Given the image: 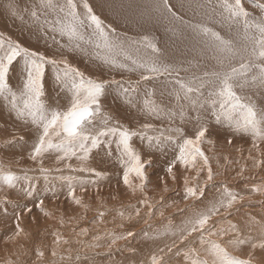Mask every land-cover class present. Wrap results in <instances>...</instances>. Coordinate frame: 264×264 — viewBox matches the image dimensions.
<instances>
[{"label":"snow or ice","instance_id":"snow-or-ice-1","mask_svg":"<svg viewBox=\"0 0 264 264\" xmlns=\"http://www.w3.org/2000/svg\"><path fill=\"white\" fill-rule=\"evenodd\" d=\"M162 4L175 20L181 21L203 39L210 51V65L204 64L202 70L200 65H194L197 71L183 77L180 75L181 71L188 72L189 68L176 67L158 58L137 59L129 55L116 36L115 29H106L103 20L94 13L87 0H82V12L78 11L76 0H32L30 19L37 25L38 30L54 34L52 39L62 50L61 58L31 50L10 38L6 42L0 38V98L5 101L10 114H14L23 128L32 134L27 159L37 165V169H24L22 175L0 167V191L5 188L15 189L24 197L35 199L38 190L33 184V177L28 174L29 171L38 170L45 181L55 172L60 173L55 178L67 182L69 194L80 205L81 201L74 197L77 178L63 175L64 170L101 177L103 174L88 167L87 162L93 150L105 146L108 149L107 154L111 155V146L114 143L117 161L123 169L124 185L133 194L137 191L143 193L148 183L147 169L153 162L151 159L142 158L141 153L133 146V138L139 137L147 141L150 149L155 147L161 150L162 145H175L176 154L165 171L173 182L176 181L173 169L177 164L186 172L195 171L196 176L191 180L188 176L184 177L183 199L199 201V205H192L189 209L192 215L182 221V226L178 229L173 230L169 224L165 235L174 236L176 239L161 247L158 253L150 254L149 264H173L172 261L165 260L168 254L182 255L183 264H252L250 258L234 256L228 248L231 246L238 250L240 245L250 244L253 250L257 247L264 249V216L260 221L246 218L243 227L230 221L218 220L213 223L214 217L230 215L236 205L246 197L225 185L219 195L205 203L206 189L212 184L214 173L201 145L205 142L214 143L208 139L213 124L225 125L234 135L249 136L253 149L260 154V144L264 142V0H260L251 9L245 0H196L194 7L201 10L205 18L204 21L196 23L182 20L170 0H162ZM6 10L13 16L17 15L14 0H9ZM209 23L217 25L226 34L210 27ZM56 35L66 39V43L57 40ZM137 43L139 42L131 41L133 45ZM143 46L151 49L153 53L159 52L147 37H144ZM65 51L82 52L114 69L138 72L139 80L133 84L115 79L106 81L92 78L64 58ZM18 58L22 60V65L17 70L15 62ZM48 65L55 72L59 93H63V97L58 93L54 104L47 103L45 97V74ZM17 71L20 84L14 90L10 86V73ZM161 77L172 85L169 96L157 98L154 91L147 89L142 97L139 95L141 82H150ZM113 85L129 109H135L139 115L145 117L139 128L122 123L106 108L105 99ZM61 99L64 103L60 102ZM153 121L166 123L167 127L157 128ZM19 141L23 142L20 145L22 149L29 145V139L23 135L19 137ZM228 143L231 144L232 140L229 139ZM8 146L14 147L15 143L5 142L4 150ZM48 157L54 158L57 165L55 168L44 166ZM73 159L78 161L76 166L71 163ZM262 163L264 160H257L255 166L260 167ZM203 171H206V176L201 183L200 173ZM86 183L79 181L81 191L85 190ZM167 190L165 184L164 191ZM252 192L264 195V185L253 187ZM43 203L44 200L39 199L35 206L43 211ZM141 203L148 209L154 207L148 203L147 196ZM25 209L32 211L27 205ZM14 214L17 225L12 239L23 231L18 223L19 212ZM44 215L48 216L49 213L45 212ZM99 215L102 218L104 213ZM135 215H140L139 209L135 210ZM146 215L150 219L152 212L148 211ZM160 215H164L162 209ZM144 223L147 224L148 219ZM224 223H227V227L223 226ZM254 224L260 226L259 243L253 242L251 235L241 236L244 229ZM142 235L148 237V231L145 230ZM134 236V232L128 231L113 238L108 247L111 249L118 240H127ZM225 236L234 238L224 241ZM55 243H61L59 234ZM63 243L67 244L68 241L64 240ZM179 245L185 247L181 249ZM36 254L43 257V252L37 251ZM52 255L55 257L57 252L53 250Z\"/></svg>","mask_w":264,"mask_h":264},{"label":"rangeland","instance_id":"rangeland-1","mask_svg":"<svg viewBox=\"0 0 264 264\" xmlns=\"http://www.w3.org/2000/svg\"><path fill=\"white\" fill-rule=\"evenodd\" d=\"M246 1H255V4L259 3L257 0ZM155 2L156 0H151V3ZM77 3L82 5L81 1H77ZM94 5L97 13L100 5L99 3ZM161 10L166 12L163 8V4H161ZM100 13L102 16H105L102 12ZM108 19L109 18L106 19L107 24L111 29H115V34H118L117 37H119L120 40L128 42L136 41L137 37L134 38L130 36V33L118 28H113V25L120 27L125 25V23L115 24ZM204 20L205 18L200 11L195 21L202 22ZM175 26H184V24L176 20ZM2 33L5 32L0 29V34ZM15 35L17 37L19 36L20 39L22 38L19 31H16ZM2 38H4L5 42L9 39V37L4 36V34H2ZM10 39L15 42H20L11 37ZM152 43L155 44L158 49L159 38ZM136 45L144 47L139 43ZM144 48L146 52H152L151 49ZM68 60L75 67L85 72L86 75L108 81L106 78H103L102 71L98 70L97 73H95L93 69L87 66L80 67L78 63L73 60ZM48 66L52 67L51 65ZM104 70L107 73L111 72V69ZM118 81L123 80L118 79ZM136 81L137 80H134L132 83L134 84ZM153 81L141 82L140 90H148L151 86H154L156 89L157 84L167 80L161 77ZM51 95V90L45 87L47 103ZM60 97H63V95H60ZM108 110L116 116L114 109ZM8 118L7 123L8 121L11 122L10 118ZM120 120L122 123L128 125L126 121ZM160 127L167 126H157V128ZM2 128L3 126L0 128V132L1 130H5L6 133V129ZM23 132L25 133L26 130L24 129ZM19 137L20 135H17V137L0 141V149H5V142H14L15 146L18 144L21 145L22 141H19ZM137 139L140 138H133V146L143 156L144 151ZM28 146L30 147V145H27L26 149L25 147L23 149L20 147L18 150H14L28 154L30 150ZM143 146H145V142ZM9 147L10 146H8L7 149ZM262 147L264 148L263 145L261 148ZM14 150L13 152H17ZM111 150V156L117 159L116 145L114 143L111 146ZM260 150L262 151H260V154H258L256 150L254 154L243 156L240 162L238 160L232 161V159H228L227 156H218L222 154H213L212 151H210L209 154H205L208 157L209 165L214 173V180L206 189L205 203L211 200L213 196L219 195V191L222 190L219 186L222 187L225 185L230 186L229 188L233 186L234 188H231V190L236 193L240 190L235 188V186L239 185L242 190L238 194L246 197L243 202L236 205L230 215L226 217H214L213 223L218 220L230 221L233 224H237L238 227H243L246 218L248 220L260 221L261 217L264 216V195L252 192L253 187L264 185V163H262L260 167L255 166V161L264 160V149ZM5 152L0 150V167H3L5 171L10 169L13 173L22 175L24 169H37V165L32 161L15 159L18 158V154L15 155L10 152L5 154ZM25 153H23L24 156H20L25 157ZM107 153L108 149L106 146L102 149L93 150L87 162L88 167L103 174L101 177H97L91 173H72L67 169L64 170L63 175H72L77 178L75 181L76 188L74 197L81 201L80 205L76 204L73 195L69 194L67 182L55 178L60 175V173L55 172H53L52 177H50L48 181H45L43 177L39 175L38 170L29 171L28 174L33 177V184L38 190L35 193V199L24 197L21 192L15 189L5 188L3 191H0V264H149L150 254L158 253L161 247H165L166 244H171L172 241L176 239L174 236L165 235V230L168 228L169 224H171L173 230L178 229L182 226V221L192 215V212L189 211L192 205H199V201L191 199L185 201L183 199L184 177L188 176L191 180L196 176L195 171L186 172L183 167H179L176 171H173L176 176V181L173 182L171 177L165 172V169L160 173H154L155 169L149 168L147 169L148 183L144 192L141 193L137 191L133 194L123 183V169L119 162H109V156L105 158V156L108 155ZM250 156L252 158H249ZM147 159L146 157L145 160ZM17 160H19L18 164L16 163ZM75 162L78 164V161L75 159L71 161L73 166L77 165ZM152 162L153 166L154 160H152ZM165 162H167L168 165L169 162ZM165 162L163 163L164 167L167 166ZM231 164L232 168L230 167ZM44 166L55 168L57 165L53 157H48L44 161ZM223 167H229L227 173L224 175L221 174V172L224 171ZM109 172L111 173L109 174ZM106 175L108 177H106ZM205 176L206 171L200 173L201 183H203ZM161 177H163V181H161ZM180 178H183V180ZM81 180L87 182L84 185L85 190L83 191H81L79 185V181ZM93 181L95 183H93ZM165 184L167 185V191H164ZM216 185H218V187H216ZM145 196L148 198V203L154 205L152 209H148L145 204L141 203V200H143ZM39 199L44 200L41 206L43 211L35 206V204L39 202ZM17 205H19V207H17ZM25 205L31 208L32 211L28 212L25 209ZM168 205H171V207H168ZM200 207H203V205H200ZM136 209L140 211L139 216L135 215ZM161 209L164 211L163 216L160 215ZM148 211L152 212L150 219L146 215ZM193 211H195V209H193ZM16 212L20 214L18 223L23 231L18 237L12 239L11 237H13L16 232L17 220L14 214ZM45 212L49 213V215L45 216ZM101 212L104 213L102 218L99 215ZM120 213H123V215L121 216ZM146 219H148L147 224L144 223ZM223 226L227 227V223H224ZM85 229L87 230L86 232L83 231ZM145 230L148 231V237L142 235ZM128 231L134 232L135 236L127 240H118L117 244L111 249L108 247L113 238L126 234ZM57 234H59L61 238V243L59 245L55 243ZM150 235L151 237L156 235L159 238L151 241ZM245 235H251L253 237V242L259 243V224L249 225V228L244 229L241 233L242 237ZM233 238L232 236H225L224 241ZM64 240H67L68 243L64 244ZM179 247L183 249L185 245H179ZM53 250L57 252L55 257L52 255ZM152 250H154V252ZM37 251L43 252V257H38L36 254ZM175 251L174 249L173 253H175ZM228 251L241 259L250 258L252 264H264V249L259 247L253 250L250 244H244L240 245L238 250L229 246ZM165 252H167V248H165ZM249 253H251V256H249ZM165 260L172 261L173 264H183L182 255L176 256L174 254H168L165 256Z\"/></svg>","mask_w":264,"mask_h":264},{"label":"bare ground","instance_id":"bare-ground-1","mask_svg":"<svg viewBox=\"0 0 264 264\" xmlns=\"http://www.w3.org/2000/svg\"><path fill=\"white\" fill-rule=\"evenodd\" d=\"M77 1L82 2V0H76V2ZM257 1L260 2V0ZM8 2L9 0H0V29L1 31L5 32L2 34H4V36H8L9 38L11 37L15 40L20 41L19 43L22 46L28 47L31 50L39 51L49 57L57 59L61 58L60 53L62 50L56 43L53 42L52 39V36L54 34L47 32L46 30H38L37 25L30 19L29 9L31 8L32 0H14L17 10L16 16L11 15V13L6 10ZM87 2L92 7L94 13L103 20L106 29H111V27L107 24L106 21V19L109 18L108 20L115 24L125 23V25H122L120 27L113 25V28H118L120 30L126 31L127 33H130L129 35L134 38L137 37L136 41L139 42V44H144V37H147L148 40L151 42H155L156 39L159 38L158 53H152L150 51L146 52V49L144 47L138 46L136 44L133 45L130 43L131 41L128 42L125 40H120V42L124 44V47L127 50L128 54L132 57L137 59L158 58L160 61L170 65H174L176 67L189 68L188 72L181 71L180 75L183 77L190 76L192 72L197 71L194 65H200L201 70L204 64L210 65V51L207 45L204 43L203 39L201 37L196 36L191 31V29L186 27L185 25L175 26L176 20L171 16V14L167 11L163 12L161 10L162 0H156L155 3H151V0H87ZM195 2L196 0H170V4L175 5L174 10L177 12V14L180 15L182 19H184L185 21H189L190 23L196 22V16L201 11L199 9H195ZM201 2H204V0H201ZM97 3H99L100 6L98 7V12L96 13V7L94 4ZM245 3L247 6H249L250 9L255 5V1L248 2L245 0ZM77 4L78 11L82 12V5H80L79 3ZM190 4L193 6L190 7ZM100 12H102L105 16H102ZM49 19H51V17H49ZM41 23H43V17L41 18ZM209 26L215 28L217 31H221L222 34H226L224 30L220 29L215 24L209 23ZM16 31H19V33H21V39L19 38V36L17 37L15 35ZM0 38H2V36H0ZM56 39L60 40L61 43H66V39H61L59 35H56ZM137 49H139V51H137ZM64 58L73 60L74 62L78 63L80 67L87 66L93 69V72L95 73H97L98 70L102 71L103 78H106L108 81L112 79H122L126 82H133L134 80H139L138 72H126L121 69L111 68L110 66L104 65L100 60L93 59L91 56L85 55L82 52L65 51ZM118 59L121 61L123 60L122 57H118ZM125 63L130 62L125 61ZM21 65L22 60L18 58L17 62H15V67L17 68V70ZM46 69L47 70L45 74V87L49 88L52 92L48 103H50L51 100H53L51 101V103H55L59 93V88L55 82V72L50 66H47ZM104 69H111V72L107 73ZM19 84L20 80L18 76V71L10 73V86L15 90L19 86ZM171 89L172 85L169 84L167 81L157 84L156 89L154 86L148 88L149 91L155 92L157 98L161 99L169 96L171 93ZM143 90L144 89L139 90V95L141 97L143 96ZM109 94L110 95H107L105 99L106 108L111 110L114 109L115 114L119 119L126 121L127 124L132 127L139 128V124L144 122L145 117L139 115V113H137L135 109H129V106L124 103L122 98H120L119 92L114 85L111 86ZM59 95H63V93H59ZM60 102L64 103L62 99ZM8 117L10 118L11 122L8 121L7 123ZM0 118V128L3 126V128H5L7 131L5 133V130H1L0 141L12 137H17V135H23L27 139H29L30 142L32 134L27 133V131L25 133L23 132L24 128L20 125V122L15 119L14 114H10L9 109L6 106V103L3 98H0ZM153 123H155L156 126H167L166 123L162 124L160 121H153ZM189 129V134L191 135L192 133L190 126ZM208 139L212 140L214 143L209 144L205 142L202 144V150L205 154H209V152L212 151L213 154H222L218 156H227V158H231L232 161L238 160L240 162L243 156L254 154L256 151V149H253L252 147V140L249 136H243L239 134L234 135L232 131L228 129L225 125L213 124L212 131L210 132V134H208ZM229 139L232 140L231 144L228 143ZM137 141H139L142 150L144 151L143 156H146L148 159L154 160L153 166L149 167L155 169L154 173H160L163 169H166L167 166L164 167L163 163L165 161L170 162L174 158V155L177 151L175 145H162L161 150H157L155 147L150 149L148 147L147 141L141 139H137ZM144 142L145 146H143ZM18 145L15 147L10 146L7 149L8 151L4 150V148H1L0 150H3V152L7 151L5 152V154L8 152L15 155L18 154V158L15 159L28 160V154L23 152L25 153V157H23V153H21V151H17L20 148V146ZM262 145L264 146V142L260 144V149H264L263 147L261 148ZM28 148L30 149L29 146ZM13 150L17 152H13ZM107 156H109V162L112 163L114 161H117V159H115L116 157L114 158L111 155H106L105 158ZM146 157L143 158L145 159ZM165 163L167 165V162ZM231 166L232 164L230 165V167ZM179 167L182 166L177 164L173 171H176ZM228 169L229 167H223L224 171L221 172V174L224 175L225 173H227ZM110 173L111 172H109V174ZM107 175L106 177H108ZM180 179L183 180V178ZM216 187H218V185H216ZM219 187L223 188V186ZM231 188L234 187L232 186ZM235 188L239 189V192H241L242 190L239 185L235 186ZM152 240L153 239L151 238V241ZM152 251L154 252V250Z\"/></svg>","mask_w":264,"mask_h":264}]
</instances>
